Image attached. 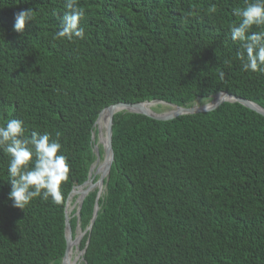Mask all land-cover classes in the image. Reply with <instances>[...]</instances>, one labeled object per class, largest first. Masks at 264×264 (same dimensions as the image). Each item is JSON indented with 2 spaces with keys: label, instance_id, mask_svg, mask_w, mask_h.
<instances>
[{
  "label": "trees",
  "instance_id": "trees-1",
  "mask_svg": "<svg viewBox=\"0 0 264 264\" xmlns=\"http://www.w3.org/2000/svg\"><path fill=\"white\" fill-rule=\"evenodd\" d=\"M79 4L85 34L70 42L53 38L63 0H0V124L59 132L70 165L62 203L34 198L22 210L0 152V264H61L66 201L88 179L105 108L190 107L220 92L264 108V72L242 70L228 34L243 0ZM28 8L32 22L14 32V13ZM111 143L104 192H89L70 219L73 237L85 231L83 264H264L263 116L229 102L166 122L119 112Z\"/></svg>",
  "mask_w": 264,
  "mask_h": 264
},
{
  "label": "clouds",
  "instance_id": "clouds-1",
  "mask_svg": "<svg viewBox=\"0 0 264 264\" xmlns=\"http://www.w3.org/2000/svg\"><path fill=\"white\" fill-rule=\"evenodd\" d=\"M64 11L57 17L53 38L73 41L83 39L84 27L80 22L85 10L79 0H63ZM33 9L14 13L13 31L24 33L26 22H32ZM238 17L229 25L230 40L239 47L235 58L245 72H264V0H243V6L232 10ZM224 73H220L223 79ZM22 119L11 118L0 124V152L7 156V174L11 190L8 199L15 208L24 209L34 198L60 204L64 200L62 183L69 177L68 157L61 151L60 133L52 138L47 132L32 130L26 134Z\"/></svg>",
  "mask_w": 264,
  "mask_h": 264
},
{
  "label": "water",
  "instance_id": "water-1",
  "mask_svg": "<svg viewBox=\"0 0 264 264\" xmlns=\"http://www.w3.org/2000/svg\"><path fill=\"white\" fill-rule=\"evenodd\" d=\"M225 102H229V103H238L258 114H260L261 116L264 117V108L260 107L259 105L243 99L241 97L232 95V94H228L226 92H220L217 93L216 95H214L212 97V99L208 102H205L203 104H198V102H196L194 105L190 106V107H180V106H176L174 104H170L164 101H160V100H152V101H145V102H141V103H134V104H128V103H117L114 105H111L107 108H105L104 110H102L96 121L94 122L93 126H95V124L97 123V121L99 120V117L101 115V113L103 111H107L108 112V118L107 121L105 123V128H104V133H105V138H106V142L105 143H101L100 139H99V131L96 130V144L93 146V154L95 156V160L93 162V164L90 166L89 169V173H88V179L80 186H75V187H85L83 193H82V197L80 198V201L78 202L77 206H76V210L73 214V217L77 218V222L79 220V211L82 207V202L84 200V198L86 197V195L93 191V187L94 184L90 183V175H91V171L94 165L100 164L101 165V169L98 167L95 170V175H98V178L96 180V184H103L104 181L107 180L108 178V174L110 171V167L113 161V149H112V143H111V134H112V121H113V117L116 113L119 112H124V113H132V114H140V115H144L148 118L157 120V121H162V122H166V121H170V120H174L180 116H184V115H194V114H201V113H208L211 112L215 109H217L220 105H222ZM144 104H156L157 106H163L164 109H159L158 111L155 110V108L157 106H153L152 108H145L143 105ZM91 141H93V132L91 135ZM99 146L102 148L103 154L102 156L99 153ZM73 187V189L75 188ZM72 189V190H73ZM71 190V192H72ZM70 192V194H71ZM69 194V195H70ZM99 194V191H98ZM69 198V196H68ZM68 198L66 201V205L68 202ZM66 209V206H65ZM98 210V207L95 206V211ZM65 212V229H64V236H65V252L61 261V264L64 263L65 257H66V252H67V248L69 245V242L71 239H74L75 242L77 240L80 239L81 236H83L85 234V231H81L80 228L78 226H76L75 228V234L77 235L79 232V236L73 237V231H72V227L70 224V219L72 216H67L66 210ZM93 222V220H92ZM88 230H90V227L88 228ZM85 250L81 251V259L83 261V254H84Z\"/></svg>",
  "mask_w": 264,
  "mask_h": 264
},
{
  "label": "bare ground",
  "instance_id": "bare-ground-1",
  "mask_svg": "<svg viewBox=\"0 0 264 264\" xmlns=\"http://www.w3.org/2000/svg\"><path fill=\"white\" fill-rule=\"evenodd\" d=\"M157 106L156 104H144L143 106L145 108H152L153 106ZM108 118V112L107 111H103L99 117V120L97 121V123L95 124L94 128L95 130L99 131V139L101 141V143H105L106 142V138H105V133H104V128H105V123L107 121ZM94 130L93 132V143L94 145L96 144V131ZM101 169V165L97 164L94 165L91 171V175H90V183L94 184L93 189H98V191H100V195L103 192V184H96V181L94 180L95 178L98 177L99 174L95 175V170L97 168ZM76 188V187H75ZM85 187H79L76 190H74L68 198V202L66 205V213L67 216H70L72 209L74 208L75 205L78 204V202L80 201V198L82 197V193L84 191ZM75 212V211H74ZM74 214V213H73ZM73 217V215H72ZM78 243V240L75 242L74 239H71L67 248V252H66V257L64 260L63 264H80V259H81V253L76 255L74 254V246ZM77 251V250H76Z\"/></svg>",
  "mask_w": 264,
  "mask_h": 264
},
{
  "label": "rangeland",
  "instance_id": "rangeland-1",
  "mask_svg": "<svg viewBox=\"0 0 264 264\" xmlns=\"http://www.w3.org/2000/svg\"><path fill=\"white\" fill-rule=\"evenodd\" d=\"M157 107H158V106H157ZM160 107H161L160 109H164L163 106H160ZM95 131H96V130H95ZM96 140H97V138H96ZM95 179H96V178H95ZM95 179H94V180H95ZM103 192H104V187H103ZM103 192H102V193H103ZM76 206H77V205H75L74 208L72 209V213L76 210ZM79 234H80V232L76 235V237H78ZM82 237H83V236L80 237V239L78 240V243H77V244L74 246V248H73V249H74V254H76V255H78V254L81 253V251L79 250V243H80ZM76 250H77V251H76ZM80 264H83L82 259H80Z\"/></svg>",
  "mask_w": 264,
  "mask_h": 264
}]
</instances>
